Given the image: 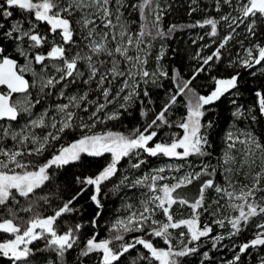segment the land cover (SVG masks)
<instances>
[{"label": "snow or ice", "instance_id": "6c2138e0", "mask_svg": "<svg viewBox=\"0 0 264 264\" xmlns=\"http://www.w3.org/2000/svg\"><path fill=\"white\" fill-rule=\"evenodd\" d=\"M222 5L230 11L219 19L209 17L188 26L208 25V35L218 37L222 21L228 31L211 54L196 53L201 62L184 78L179 69L170 74L160 63L163 45L155 69L148 68L153 41L178 28L173 24L165 31L162 27L171 4L162 5L161 0H0V236L7 237L0 239V257L9 264L34 260L67 264V254L81 243L84 224L65 222L60 230L58 222L79 212L75 202L91 190L89 199L98 209L90 221L95 229L104 207V186L120 173L124 160L130 169H141L148 163L142 158L145 154L167 162L128 185L147 190L139 207L124 203L126 215L114 220L107 237L98 238L94 231L86 238L78 248L76 264L92 255L97 257L96 264H184L185 258L202 255L200 264H205L211 257L208 251L200 252L202 238H210L216 249L250 224L255 228L253 238L233 243L232 250L238 247L239 251L224 264H239L250 248L264 246V134L255 132L256 125L264 124V84L247 89L254 96L251 104L238 103L245 74L264 78V0H213L216 12ZM134 13L139 16L137 28L131 19ZM40 24L47 26V33L41 32ZM241 26L242 34L237 32ZM233 40L245 55L230 59L233 72L212 76V90L201 94L193 82L222 60V50ZM163 80H170L172 87L165 91L157 111L150 86L163 89ZM222 98L233 106L232 122L222 136L223 148L214 167L210 137L215 120L205 118ZM136 104L141 106L142 126L127 132L107 128L108 122L120 120ZM178 104L185 113L174 121L172 110ZM38 107L40 111H34ZM101 125L104 129L97 130ZM164 128L179 131L161 139ZM75 132L79 135L70 143H61L65 135ZM105 155L110 159L98 172L74 176L78 191L56 207L49 196L37 195L58 179L61 170L81 165L84 157ZM127 180L123 176L113 190L119 193ZM193 185L194 196L184 191ZM209 192L216 195L206 206ZM177 205L190 214L177 219L173 211ZM49 209L51 214H46ZM158 213L163 219L156 218ZM205 213L212 217L211 223L202 221ZM213 224L227 227V237L211 236ZM174 230H180L175 243ZM130 233L134 235L126 240ZM152 238L165 246H157ZM38 241L44 242L43 247ZM133 251L136 256L126 260ZM259 264H264V257Z\"/></svg>", "mask_w": 264, "mask_h": 264}, {"label": "trees", "instance_id": "16d2710c", "mask_svg": "<svg viewBox=\"0 0 264 264\" xmlns=\"http://www.w3.org/2000/svg\"><path fill=\"white\" fill-rule=\"evenodd\" d=\"M165 3L171 4L172 7L170 10H166L165 15L162 20V27L167 31L170 25H177L178 28L171 35L165 37L164 39H157L153 41V47L151 49V54L149 56L148 68L149 70H154L156 67V56L159 55L160 47L163 45L165 50L164 58L160 61L171 74L172 69H179L184 78H188L194 68L201 62L196 58V53L200 52L201 56H206L211 54L212 51L218 46L220 38L227 34V26L221 21L218 24V37H211L208 33L211 31L210 26L206 25L204 27H188L189 25H196L198 21H203L205 18H216L219 17L230 9L227 6L222 5L221 11L218 13L215 11L213 6V0H196V3L193 4L192 0H161V4ZM197 8V11L192 12V8ZM19 11V10H17ZM233 15H236L233 12ZM135 21L133 25L134 28H137L139 25V16L134 13L131 17ZM184 26V27H179ZM39 28L42 33H47V26L40 24ZM243 26L240 29H237V32L242 34ZM203 37V39H201ZM241 36H238L237 39H241ZM213 40H216L217 43L214 44ZM205 45H208L207 47ZM248 46L247 41H245V47ZM11 52V49H9ZM244 48L240 47L235 40L231 41L227 47L222 50V60L215 62L211 67L210 71H206L198 76V78L193 82V87L197 88L201 94L207 95L213 88V82L211 80L212 76L222 77L227 75L230 72H233V68H230L229 61L230 59H236L237 55H243ZM20 62L23 63V58H20ZM211 63V62H210ZM30 78V74H27ZM164 88L158 89L155 86H150L152 91V99L155 101V108L158 111L160 104L165 99V91L168 88L172 87L170 80L162 81ZM264 84V78H253L247 74L244 75V79L241 81V94L238 97V103L240 104H251L254 100L253 93L247 91V89H256L259 85ZM140 105L136 104L129 108V110L124 113L118 121H110L107 124V128L113 131L127 132L128 130L135 128L137 126H142L144 120L140 117ZM232 105L229 103L228 99L222 98L221 101H218L215 105L212 106V111L205 118L215 120V128L212 132L210 139L213 142L212 149V160L211 163L215 167L218 158L220 157L221 150L223 148L222 136L224 135L225 130L230 126L232 122L231 111ZM34 111L39 112V107ZM185 110L181 105H177L172 110L171 119L174 121H179V119L184 115ZM152 115L149 114L147 119L150 121ZM24 121L21 120V124ZM239 127H245V124H238ZM105 126H98L97 130L104 129ZM174 131H179L178 129H168L164 128L160 134L159 138L164 139L168 134ZM255 132L257 134H264V124L256 125ZM182 134V133H181ZM79 135V132L70 133L63 137L61 143H70L74 138ZM264 139V135H262ZM47 155V154H46ZM147 159L148 163L142 166L139 170L130 169L127 160L122 161L120 165V173L113 178L111 183L106 184L103 188L104 195L101 198V203L104 205L102 209V214L98 218V226L93 229L90 224L91 219L95 215V212L98 210L96 206L91 202L89 196L91 190L81 196L76 202L75 206L80 209L79 212L72 214L71 216H65L58 222V227L60 230L65 228V222L68 225H74L75 223L84 224L83 229L81 230V243L76 248L71 250L67 254V264H76L75 258L77 256L78 248L83 247L84 240L90 237L93 232H98V238H105L109 235L108 229L111 224L114 222L115 218L118 215H125L126 212L122 205L124 203H131L136 207H139L138 201L141 199V194L146 192L145 188L137 187L132 188L130 185L138 176H141L143 173L148 172L151 168L158 167L159 165L167 162L166 158H152L147 157L146 154L142 157ZM110 159L109 156L105 155L102 158H89L84 157L83 163L81 165L69 166L66 169L61 170L59 173L58 179L53 183L49 184L42 192H38L37 195H47L51 198V203L53 207H56L60 201L67 200L78 191V187L74 182V176L79 175L82 171H85L87 174H93L98 172L105 163ZM194 163H198V159L195 157H190ZM169 177L177 175L178 173H165ZM123 176H127L128 180L126 181L125 186H123L119 193L113 190V186L121 180ZM217 181H221V177L217 175ZM171 182V181H170ZM59 186V187H57ZM184 191L189 192L191 195L196 194L195 185L190 186ZM214 192L208 193L207 203L211 202V199L215 197ZM22 203H24L22 201ZM44 205L41 204L39 210H43ZM174 215L177 219L181 217H187L190 214L188 209H180L179 206H174ZM46 214H51V209L48 210ZM27 218V217H25ZM157 219H163V217L158 213L156 216ZM202 221L204 223H211L212 217L207 213L202 216ZM213 226V232L211 236L217 234H223L227 237V227L224 229L219 228L217 225ZM180 230H174V243L179 240L178 232ZM255 231L254 226L251 224L249 227L244 229L238 236H234L231 239L225 238L221 241L216 249L211 247L210 238H202L200 252L208 251L211 259L206 261L205 264H224L229 259H232L234 251L238 252L239 248L232 250L233 243L239 245L241 243L247 242L253 238L252 233ZM134 234H127L125 239H130ZM138 235V233L136 234ZM7 238L6 236H0V239ZM154 243L157 246H165L162 241L158 238H152ZM44 242L38 241L37 245L43 247ZM139 251H144L141 246H138ZM136 251L131 253L130 257H126V260H130L132 257L136 256ZM44 255H47L46 253ZM261 257H264V246L258 248L249 249L247 254H242L241 261L239 264H257ZM203 259L202 255H193L185 258L184 264H200V260ZM97 257L92 255L88 258H83L82 264H96ZM0 264H9L7 258L0 257ZM32 264H37V261H33Z\"/></svg>", "mask_w": 264, "mask_h": 264}, {"label": "rangeland", "instance_id": "374dc122", "mask_svg": "<svg viewBox=\"0 0 264 264\" xmlns=\"http://www.w3.org/2000/svg\"><path fill=\"white\" fill-rule=\"evenodd\" d=\"M244 55H245V52L243 51V55H242V56H244ZM242 56H241V57H242ZM166 175H167V174H166ZM177 175H179V174H177ZM125 215H126V214H125ZM118 216H123V215H118ZM118 216H117V217H118ZM117 217H116V218H117ZM116 218H115V219H116ZM257 264H259V263H257Z\"/></svg>", "mask_w": 264, "mask_h": 264}]
</instances>
